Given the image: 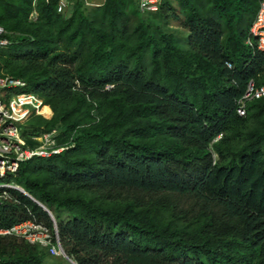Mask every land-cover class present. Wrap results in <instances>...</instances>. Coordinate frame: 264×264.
Returning <instances> with one entry per match:
<instances>
[{
	"label": "trees",
	"instance_id": "trees-1",
	"mask_svg": "<svg viewBox=\"0 0 264 264\" xmlns=\"http://www.w3.org/2000/svg\"><path fill=\"white\" fill-rule=\"evenodd\" d=\"M33 1L0 0V24L21 33L0 49V73L54 112L29 121L26 138L58 129L59 146L76 144L18 177L56 217L66 254L77 264H264V99L237 113L247 84L264 85V53L245 45L260 0H162L149 13L135 0L146 18L132 26L131 0L69 17L60 0H38L35 21ZM13 195L0 229L34 216L54 228ZM0 259L60 262L2 236Z\"/></svg>",
	"mask_w": 264,
	"mask_h": 264
},
{
	"label": "built area",
	"instance_id": "built-area-1",
	"mask_svg": "<svg viewBox=\"0 0 264 264\" xmlns=\"http://www.w3.org/2000/svg\"><path fill=\"white\" fill-rule=\"evenodd\" d=\"M37 1H33L35 9L32 13H37ZM49 1L51 0H47ZM138 2L140 12L149 13L158 11L162 0ZM65 8L66 0H60L58 12L62 13ZM12 35L13 33L0 24V49H7L17 42L11 38ZM245 43L252 50L264 52V0L259 1L258 12ZM227 67L232 69V63L228 62ZM27 86L23 79L3 71L0 73V206L10 200L8 190L14 189L12 178L17 177L21 165L36 156H50L52 153L49 149L55 145L56 135L59 134L57 129L37 136L30 134L27 138L38 144L34 148L29 146L31 142L24 136L27 123L37 116L47 117L40 113L45 107L43 100L37 94L28 92ZM261 99H264V85L258 86L251 80L237 103V113L242 117L247 116L249 104ZM2 235L46 248L53 256H65L58 228L55 226L51 229L34 217L11 228L1 229L0 236Z\"/></svg>",
	"mask_w": 264,
	"mask_h": 264
},
{
	"label": "rangeland",
	"instance_id": "rangeland-1",
	"mask_svg": "<svg viewBox=\"0 0 264 264\" xmlns=\"http://www.w3.org/2000/svg\"><path fill=\"white\" fill-rule=\"evenodd\" d=\"M137 1V0H136ZM139 1V0H138ZM106 0H66V8H65V11L62 12V14L66 15L67 17L71 16L72 13L78 9V10H82V11H86L88 14L92 15L94 12H99L100 9L103 7V5L105 4ZM174 6L176 8V13L179 15V12H180V9H179V6L174 3ZM37 13H31L29 18L30 19H33V21L37 20L38 17H39V13L38 11H36ZM127 13L130 17V25L132 26L134 23H136L138 20L142 19V18H146L144 16H142L140 13H138L137 9H136V2L135 0H131V2L129 3L128 5V10H127ZM34 14V15H33ZM33 15V16H32ZM169 15H172L171 12H169ZM170 25L173 29H177L179 30L180 32L182 33H179V36H182V34L184 35L186 33V30H184L181 26H180V22L179 21H176L174 20L173 18H170ZM21 33H18V32H15V35L17 37L21 36L20 35ZM14 35V36H15ZM186 36V35H184ZM31 40H33L32 37H29ZM32 92V91H30ZM7 103V102H5ZM51 110V109H50ZM45 115V114H44ZM46 116V115H45ZM48 117V116H46ZM38 174H35L32 176V178H42L41 175H38V177H36ZM52 209L54 211L57 212V209H56V205H54L52 207ZM61 210V213L59 214L60 215V218L61 219H64V220H68V216L66 214V211H63L64 210V207H61L60 208ZM52 213V212H51ZM53 214V213H52ZM58 227V230L60 231V228H59V225L56 226V228ZM60 262H57V264H70V262L62 257L60 259H58ZM50 261V260H49ZM48 261V263H49ZM51 263V262H50ZM53 264V263H51Z\"/></svg>",
	"mask_w": 264,
	"mask_h": 264
},
{
	"label": "clouds",
	"instance_id": "clouds-1",
	"mask_svg": "<svg viewBox=\"0 0 264 264\" xmlns=\"http://www.w3.org/2000/svg\"><path fill=\"white\" fill-rule=\"evenodd\" d=\"M33 7H34V5H33ZM34 9H35V7H34ZM33 9V10H34ZM37 11V10H36ZM12 33V32H11ZM15 35V33H13V35L11 36V38L13 39V37H17L16 35ZM16 41H18V40H16ZM245 41H246V39H245ZM245 45L247 46V47H249L246 43H245ZM264 53V52H263ZM227 63L228 62H226L225 63V65H226V67H227ZM229 63H231V62H229ZM232 65H233V63H232ZM228 68V67H227ZM233 68H234V66H233ZM232 68V69H233ZM228 69H230V68H228ZM25 81V80H24ZM28 84V83H27ZM28 87V86H27ZM111 87H107V89H110ZM33 93V92H32ZM43 100V99H42ZM262 100V99H261ZM258 101V100H257ZM44 102V101H43ZM44 105L46 106V104L44 103ZM49 106V105H48ZM50 107V106H49ZM238 107V106H237ZM51 108V107H50ZM51 111H52V116H51V118H45V117H43L44 119H46V120H51L52 118H53V116H54V112H53V110L51 109ZM247 114H248V110H247ZM37 117H39V116H37ZM40 117H42V116H40ZM242 117V116H241ZM246 117V116H245ZM58 130V129H57ZM43 134H45V133H43ZM41 135V134H40ZM219 139V138H218ZM30 142H31V140L30 139H28ZM27 140V141H28ZM28 141V142H29ZM29 142V143H30ZM38 143H36V142H34V144L31 142V145H29L30 147H32V148H34L36 145H37ZM76 146V144L73 142L72 144H69V145H61V146H59L58 145V142H57V137H56V142H55V145L54 146H52V148H50L49 149V152L50 153H52L50 156H46V157H43V156H36V157H34L33 159H35V158H44V159H49V158H51V157H54V156H56V155H59V154H62V153H64V152H66V151H68V150H71L72 148H74ZM54 151H56V153H53ZM215 157H217L216 155H215ZM32 159V160H33ZM32 160H30V161H32ZM29 162V161H28ZM27 163V162H26ZM23 165V164H22ZM21 165V166H22ZM19 172H20V170H19ZM18 177H19V173H18V175H17V177H13L12 178V180H13V185H14V189H10V190H8V195H9V201L5 204V205H7L8 203H10V202H17V199H16V197L13 195V192H19V193H21V194H23V195H25V196H27L29 199H31V198H33V199H35L37 202H39L40 204H42L45 208H47L48 209V211L50 212H47L44 208H42L41 206H39L38 204H36L32 199V201L36 204V205H38L40 208H42L48 215H49V217H50V219H51V221H52V223H53V226L55 227V226H58V223H57V220H56V217L54 216V214H52L51 212V210L48 208V207H46L43 203H41L38 199H36L34 196H32L20 183H19V181H18ZM3 206V205H2ZM30 213V212H29ZM30 215L33 217V215H32V213H30ZM34 218H36L39 222H42V223H44L45 225H47L45 222H43L42 220H40L39 218H37L36 216H34ZM33 219V218H32ZM29 220V219H28ZM24 221H27V220H22V221H20V222H24ZM19 222V223H20ZM48 226V225H47ZM49 227V226H48ZM50 228V227H49ZM58 228V227H57ZM54 229V228H53ZM1 230V229H0ZM59 231V230H58ZM2 237H9V236H3L2 235ZM14 238V237H13ZM17 239V238H16ZM19 240V239H18ZM20 241H22V240H20ZM34 246V245H33ZM38 248H40V249H42V250H46V251H49V250H47L46 248H42V247H40V246H37ZM62 247H63V245H62ZM63 250H64V248H63ZM49 253H50V251H49ZM64 253H65V256H53L51 253H50V255L51 256H53V257H57V258H62V257H64V258H66L69 262H70V264H71V261L70 260H72V261H74L75 262V260L73 259V258H71V257H69L67 254H66V252H65V250H64ZM0 261H1V259H0ZM76 263V262H75Z\"/></svg>",
	"mask_w": 264,
	"mask_h": 264
},
{
	"label": "water",
	"instance_id": "water-1",
	"mask_svg": "<svg viewBox=\"0 0 264 264\" xmlns=\"http://www.w3.org/2000/svg\"><path fill=\"white\" fill-rule=\"evenodd\" d=\"M36 204H38L39 206H41L42 208H44L47 212H49L48 211V209L47 208H45L42 204H40L39 202H37L35 199H33V198H31ZM50 213V212H49ZM71 261V264H77V263H75L74 261H72V260H70Z\"/></svg>",
	"mask_w": 264,
	"mask_h": 264
},
{
	"label": "bare ground",
	"instance_id": "bare-ground-1",
	"mask_svg": "<svg viewBox=\"0 0 264 264\" xmlns=\"http://www.w3.org/2000/svg\"><path fill=\"white\" fill-rule=\"evenodd\" d=\"M45 107H49L48 105H46ZM44 107V108H45ZM50 108V107H49ZM51 109V108H50ZM43 110V109H42ZM42 110H40V113H42ZM43 114V113H42ZM44 115V114H43ZM47 118H49V117H47Z\"/></svg>",
	"mask_w": 264,
	"mask_h": 264
}]
</instances>
